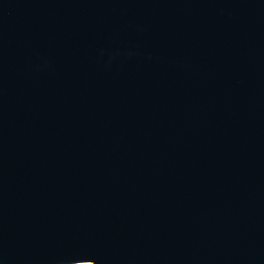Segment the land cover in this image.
Listing matches in <instances>:
<instances>
[{
  "label": "water",
  "instance_id": "1",
  "mask_svg": "<svg viewBox=\"0 0 264 264\" xmlns=\"http://www.w3.org/2000/svg\"><path fill=\"white\" fill-rule=\"evenodd\" d=\"M0 264H264V0H0Z\"/></svg>",
  "mask_w": 264,
  "mask_h": 264
}]
</instances>
